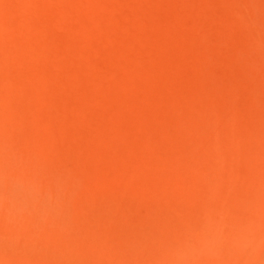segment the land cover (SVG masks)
Masks as SVG:
<instances>
[{"label": "rangeland", "instance_id": "rangeland-1", "mask_svg": "<svg viewBox=\"0 0 264 264\" xmlns=\"http://www.w3.org/2000/svg\"><path fill=\"white\" fill-rule=\"evenodd\" d=\"M207 246L264 264V0H0V255Z\"/></svg>", "mask_w": 264, "mask_h": 264}, {"label": "bare ground", "instance_id": "bare-ground-1", "mask_svg": "<svg viewBox=\"0 0 264 264\" xmlns=\"http://www.w3.org/2000/svg\"><path fill=\"white\" fill-rule=\"evenodd\" d=\"M22 154V153H21ZM33 156V155H32ZM38 159V157H37ZM20 160V159H19ZM31 161V160H30ZM32 162H33V159H32ZM47 162V161H46ZM24 163V162H23ZM29 166V164H28ZM15 168V167H14ZM25 169V168H24ZM36 169V167L34 168ZM23 170V169H22ZM14 172V171H13ZM31 172V171H30ZM20 173V172H19ZM40 175V174H39ZM42 175V174H41ZM43 176V175H42ZM18 179V178H17ZM16 180V179H15ZM4 185V184H3ZM12 186V184H11ZM39 186V185H38ZM2 189V188H1ZM10 189V188H9ZM8 189V190H9ZM7 191V190H6ZM12 211H10V213H12ZM9 213V214H10ZM8 214V215H9ZM23 214V213H22ZM6 215V213H5ZM12 215V214H11ZM21 216V215H20ZM23 216V215H22ZM10 217V216H9ZM9 219V218H8ZM143 235V234H142ZM146 237V236H145ZM213 239V238H212ZM138 242V241H137ZM148 244V243H147ZM224 247V246H223ZM7 248V247H6ZM3 249V248H2ZM127 249V248H126ZM205 251H206V254L208 255V260L206 259L207 262H201V261H198L196 262V264H217V261L215 258H212V254H213V251L211 249L210 246H207L205 247ZM113 252V250H112ZM1 253H4V252H1ZM8 253V252H7ZM26 253V252H25ZM24 255V254H23ZM28 255V253H27ZM26 256V255H25ZM36 256V255H35ZM111 256V255H110ZM17 257V256H16ZM14 256H11V255H8V254H5V255H0V264H45L43 262H41L40 260H37L36 258H16ZM27 257V256H26ZM112 258V257H111ZM114 258V257H113ZM50 259V258H49ZM116 261V260H115ZM114 261V262H115ZM187 264L190 263V259L188 260V262H186ZM236 262L234 261L233 264H235ZM170 264H176L174 260L171 261Z\"/></svg>", "mask_w": 264, "mask_h": 264}]
</instances>
